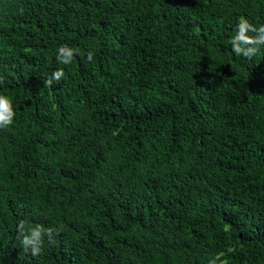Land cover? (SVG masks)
I'll return each mask as SVG.
<instances>
[{
  "label": "trees",
  "instance_id": "trees-1",
  "mask_svg": "<svg viewBox=\"0 0 264 264\" xmlns=\"http://www.w3.org/2000/svg\"><path fill=\"white\" fill-rule=\"evenodd\" d=\"M241 16L264 0H0V264H264V46L232 52ZM20 220L54 229L39 255Z\"/></svg>",
  "mask_w": 264,
  "mask_h": 264
},
{
  "label": "clouds",
  "instance_id": "clouds-1",
  "mask_svg": "<svg viewBox=\"0 0 264 264\" xmlns=\"http://www.w3.org/2000/svg\"><path fill=\"white\" fill-rule=\"evenodd\" d=\"M234 31L235 34L229 38L228 43L235 55L251 59L261 51V46H264V23L257 27L249 23L246 17L241 16L236 22ZM75 54V50L68 44H61L57 48L56 61L59 64L68 65L72 63ZM93 56V52L89 51L87 53V60L91 62ZM63 77V68H57L44 80V86L51 87L54 81L59 82ZM15 115L16 113L10 97L0 94V128L11 126ZM17 234L18 238H21L20 242L23 251H30L32 256H37L42 251L45 236L51 239L54 229L45 228L42 225L26 229L25 221L20 220L17 226ZM210 264H215V260L211 261Z\"/></svg>",
  "mask_w": 264,
  "mask_h": 264
}]
</instances>
